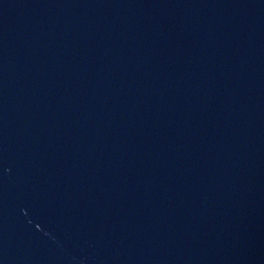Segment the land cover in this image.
<instances>
[{"label": "water", "instance_id": "95a60500", "mask_svg": "<svg viewBox=\"0 0 264 264\" xmlns=\"http://www.w3.org/2000/svg\"><path fill=\"white\" fill-rule=\"evenodd\" d=\"M0 264H264V0H0Z\"/></svg>", "mask_w": 264, "mask_h": 264}]
</instances>
